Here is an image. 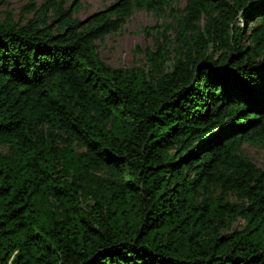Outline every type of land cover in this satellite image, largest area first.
<instances>
[{
  "label": "trees",
  "instance_id": "1",
  "mask_svg": "<svg viewBox=\"0 0 264 264\" xmlns=\"http://www.w3.org/2000/svg\"><path fill=\"white\" fill-rule=\"evenodd\" d=\"M75 1L0 22V264H264V0H184L156 75L95 40L180 0Z\"/></svg>",
  "mask_w": 264,
  "mask_h": 264
},
{
  "label": "rangeland",
  "instance_id": "2",
  "mask_svg": "<svg viewBox=\"0 0 264 264\" xmlns=\"http://www.w3.org/2000/svg\"><path fill=\"white\" fill-rule=\"evenodd\" d=\"M114 1L116 0H77L78 8L71 13L72 17L84 19ZM42 2L43 0H0V22L9 21L22 25L34 14V10L29 8L32 5L38 8ZM74 2L76 1L63 0V7L73 6ZM183 5L184 0L175 1L171 9L159 13L144 9L134 10L119 30L95 40L99 57L112 67H139L150 71L153 75L158 74L161 69H169L180 51L176 16ZM47 18L48 22L54 18L52 10L48 11ZM258 20L250 22L245 27V32L248 33ZM241 146L243 153L263 169L264 147L246 141H243ZM75 149L82 148L75 146ZM94 172L98 175L109 174L105 168ZM225 195L229 202L241 203L244 200L234 193ZM245 226L246 220L237 217L227 229H222V232L239 233Z\"/></svg>",
  "mask_w": 264,
  "mask_h": 264
}]
</instances>
